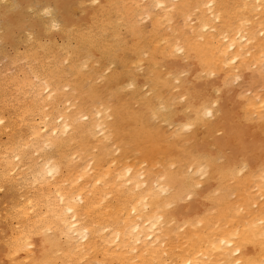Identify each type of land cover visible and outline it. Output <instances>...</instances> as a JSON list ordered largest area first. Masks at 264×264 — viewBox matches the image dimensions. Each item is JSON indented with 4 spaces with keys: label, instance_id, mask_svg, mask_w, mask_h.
<instances>
[{
    "label": "bare ground",
    "instance_id": "6f19581e",
    "mask_svg": "<svg viewBox=\"0 0 264 264\" xmlns=\"http://www.w3.org/2000/svg\"><path fill=\"white\" fill-rule=\"evenodd\" d=\"M72 1L0 0V40L37 79L23 100L0 87L1 258L264 264V99L219 105L264 67V0H148L147 34L137 0H90L83 24Z\"/></svg>",
    "mask_w": 264,
    "mask_h": 264
},
{
    "label": "rangeland",
    "instance_id": "374dc122",
    "mask_svg": "<svg viewBox=\"0 0 264 264\" xmlns=\"http://www.w3.org/2000/svg\"><path fill=\"white\" fill-rule=\"evenodd\" d=\"M7 1L8 0H4V2H7ZM77 1L80 2L79 4L81 6L78 4ZM85 1L82 3L81 0H73L71 3L68 2V6H67L68 9L66 8L68 10V12H69L70 17L75 22L80 23V24H83L82 23L83 22L82 21V16H83L84 10L87 7L93 9L91 3L89 2L90 0H87L86 2ZM164 1H165V4H167V5H170V4L173 3L172 0H164ZM3 4H5V3H3ZM72 4H73V6H72ZM75 4H78V5L75 6ZM137 4H138L137 9H134L135 13H137L134 21H141V22H139V26H140V23H141V26L140 27L143 26L142 27V30H141L142 31V34L145 31H146V33H144V34H147L148 30L150 29V21L146 19V20H143V22H142V20L140 19V17H143V14L145 13V11H146L147 8H149L151 10V12L154 11V9L148 4V0H137ZM146 5H149V6H146ZM28 15H29V17H27V18L28 19H31L30 18L31 15L30 14H28ZM27 18L24 17V21L25 20L29 21ZM39 18L40 17H38V19ZM41 18L43 19L44 17L41 16ZM38 19H37V21H38ZM40 19H39V21H40ZM45 19H47V18H45ZM27 21H25V22H27ZM42 21H44V23H46L45 20H42ZM181 23L182 22L180 20H178L176 22H170V23H168L169 25H166V27H169V26H172L173 27L174 25L178 26ZM143 28H145L146 30L143 29ZM50 31L52 33V38L54 37L58 41V43H61V40L59 38H57V36L55 35V31L53 29H50L49 32ZM2 32L3 31H1V33ZM120 32L124 36L127 37L126 32L124 31V29H121ZM1 33H0V35H2ZM21 37H22V34H21ZM23 37H24V35H23ZM2 42H4V41L0 40V87H1L2 90L3 89L6 90V88L5 87L2 88V86H5V85H8L9 84V86L11 87V90L14 89L11 92L12 95H14L15 97H18L19 100H23L20 97V94H19L20 91H18V88L21 87L22 89H26L25 87H23L26 82L33 83L34 84L37 81V79L35 77V72L32 69V66L33 65L31 64V62H28L26 60H20V59L16 58L15 53H18L19 51L14 52L15 51L14 50L15 49V46H13V45H11L9 43H8L9 45H7V43H5V42L2 43ZM19 43H21V42H19ZM8 47H10V48L12 47V48L11 49L10 48L8 49ZM18 47H19L18 49L21 50L22 47L21 46H18ZM19 54H20V52H19ZM128 57L131 59V57H133V56L132 55L131 56L128 55ZM166 62H167V60H166ZM111 69H113V67H111V66H109V68H105V73H107ZM256 69L258 70L257 72H256ZM256 69H255V71L253 69V72L243 71L242 73H241L242 70H239L238 71V74L236 73V76H233V77H230L229 79H227L228 82L231 85L226 80V82L229 84V87H226L227 84H223L225 86L222 88L223 85L221 84L222 85L221 88H220L221 89L220 90L221 94L219 93V99H221V101H220L219 105L220 106L221 105L222 106H228V105L231 104V102L238 101L240 98L242 99V97L243 98L244 97H247L249 99L250 98H254V97H259L261 99H264V76H263L264 67L263 68H260V69L259 68H256ZM261 70L263 72H261ZM239 73H241V74L239 75ZM260 73L262 74V76H260ZM135 75L140 80H143L144 79V72H142V71H137L136 70ZM237 75H239L238 78H237ZM8 78L11 79V80H9ZM250 78L253 79L252 82L250 81ZM8 80L10 81L9 83H8ZM126 83L127 82L125 80H123L120 85L121 86H124V85H126ZM198 84L202 85L203 82H200ZM249 86L251 87V89H250ZM1 89H0V96L2 94ZM243 90L245 92H243ZM143 91H145V88L143 89ZM31 92H32V90H30V93ZM226 92H228V93H226ZM237 93H239V96L238 97H237ZM241 93H243L244 96ZM248 93L249 94L251 93V94L250 95H247ZM241 95H242V97H241ZM260 95H261V97H260ZM10 104H12L11 101H9V105ZM2 109H3V106L0 103V111H2ZM4 109H6V111L9 110L8 113H11L12 112L11 111L12 109H10V107L8 109H7V107L4 108ZM4 109H3V111L5 113L6 111ZM57 112H58V110H57ZM57 112H56V114H57ZM6 113H5V115H6ZM168 135L169 136H173L172 133H169ZM1 139H2V142H3L4 139H5L4 136L1 137ZM117 154L118 153H116V155ZM46 155H47L46 157H48V154H46ZM52 158L53 157H51L50 159H52ZM7 192L8 191H6L5 189L0 188V264H8L6 261H4L1 258V255L3 254V251H4V246H5V244H6L7 240H8V238L6 237L8 230H7V227H6L5 222L3 221V218H4V215L9 212L8 211L9 205H10L11 202L13 204V200L15 199V196H16L15 194L14 195H11V194H13L15 192H11V191H10L11 193L10 192L7 193ZM8 194H9V196H8ZM9 197H12V198L9 199ZM48 233H50V232H48ZM62 264H71V263H69L67 261H64V262H62ZM79 264H96V263L83 260Z\"/></svg>",
    "mask_w": 264,
    "mask_h": 264
}]
</instances>
